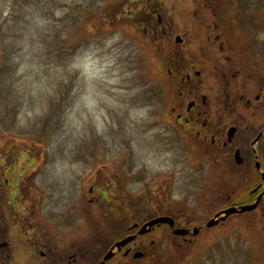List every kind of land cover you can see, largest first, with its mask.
Listing matches in <instances>:
<instances>
[{"label":"rangeland","instance_id":"obj_1","mask_svg":"<svg viewBox=\"0 0 264 264\" xmlns=\"http://www.w3.org/2000/svg\"><path fill=\"white\" fill-rule=\"evenodd\" d=\"M204 1H157L162 18H173L172 40L187 34L194 43L191 60L201 43L224 29L227 39L245 42L244 58L264 73V0H208L221 30L209 28L213 9ZM134 3L0 0V144L28 153V187L41 193L42 220L60 223L62 236L73 227L70 234L79 245L92 243L88 261L117 234L110 225L120 229L99 220L102 214L93 215L108 201L90 205L91 184L97 196L106 190L104 199L121 215L168 209L189 227L237 202L235 194L216 197L206 188L208 162L198 156L188 162L161 122L169 100L166 61L159 60L149 34L130 25ZM238 10L239 22L229 20ZM35 154L44 160L37 170ZM130 196L138 199L132 204ZM63 216L71 223L59 220ZM166 246L157 249L155 264H264V215L228 218L186 249L171 253Z\"/></svg>","mask_w":264,"mask_h":264},{"label":"flooded vegetation","instance_id":"obj_2","mask_svg":"<svg viewBox=\"0 0 264 264\" xmlns=\"http://www.w3.org/2000/svg\"><path fill=\"white\" fill-rule=\"evenodd\" d=\"M203 3H206L205 8L213 9V26L209 25V28L221 30L219 18L218 22L214 19L218 12L212 2ZM148 4L157 21L150 22L144 33L149 34L154 46L166 51L167 57L165 74L169 100L161 122L172 130L175 142L181 143V150L189 156L188 162L197 156L208 162L205 167L208 169L205 170L208 190L211 188L216 197L223 193L244 196L242 203L238 202L236 206L252 204L261 195L257 207L248 214L264 215V73L244 58L241 50L245 48V42L227 39L224 29L201 43L199 56L190 60L188 54L194 49V43L187 42V34L176 35L173 43V22L170 21L173 18H162L157 1L151 0ZM238 12L234 11L228 19L236 20ZM191 20L200 30H207L196 22V18L191 17ZM186 31L189 34V29ZM174 46L181 54L173 57ZM13 151L8 142L0 144V264H93L88 261L89 252L84 245L72 239L73 227L69 226V234L62 236L60 223L42 220L41 193L28 187L30 160L26 159L22 149L16 147V153ZM36 158L37 169L43 159ZM188 166L197 172L202 169V165ZM218 179L220 183L217 184ZM104 190L99 189L98 193L104 195ZM96 192L92 184L88 189L91 205L96 200L107 201L108 197L104 199ZM227 207L229 205L215 210L210 216ZM142 210L127 223L124 219L115 220L122 235L113 239L104 253L124 237L134 238L126 245L114 248L113 256L104 264H155L161 243L165 242L171 253L174 242H177L175 248L186 249L192 247L202 234L221 225L219 222L214 227L203 228L207 220L203 221L198 225L196 235L189 226L183 225L190 232L178 236L173 235V229L167 223H161L145 227V233H139L143 225L158 217H171L175 228L179 226L177 215H172L168 209L154 214ZM59 220L64 222L65 219ZM138 254L140 256L136 258Z\"/></svg>","mask_w":264,"mask_h":264},{"label":"water","instance_id":"obj_3","mask_svg":"<svg viewBox=\"0 0 264 264\" xmlns=\"http://www.w3.org/2000/svg\"><path fill=\"white\" fill-rule=\"evenodd\" d=\"M236 159H237V156H236ZM238 163H240L241 160L237 159ZM261 196L258 197L257 201L254 203V204H251V205H245V206H241L239 208H235V207H230L220 213H218L216 215V217H218V220H224L227 216L233 214V213H237V212H245V211H250V210H253L256 206H257V203L259 201ZM222 214L224 216H222ZM221 215V216H220ZM218 220H210L206 223V227H211V226H214L215 224H217ZM159 223H169L170 227H173L174 225V222L171 218H164V217H161V218H157L155 220H152L151 222H149L147 225L148 226H153L155 224H159ZM145 231H143V228L140 230L139 233H144ZM198 232V230L195 228L194 229V234H196ZM174 234L176 235H185L186 233H188V230L186 229H176L173 231ZM134 237H127V238H124L123 240H121L120 242L116 243V246L118 247H121V246H124L125 244L129 243ZM112 256V253L111 252H108L106 254V256L104 257L103 261L101 262V264L104 263V261H106L107 259H109L110 257ZM140 255H136V257H139Z\"/></svg>","mask_w":264,"mask_h":264},{"label":"trees","instance_id":"obj_4","mask_svg":"<svg viewBox=\"0 0 264 264\" xmlns=\"http://www.w3.org/2000/svg\"><path fill=\"white\" fill-rule=\"evenodd\" d=\"M115 3H117V4H119V2L118 1H115ZM120 5V4H119ZM132 18H134V17H132ZM130 21H135V20H130ZM109 211V212H108ZM102 213L103 214H108V215H106V216H109V215H113L115 212L114 211H111V210H107V209H105L104 211H102Z\"/></svg>","mask_w":264,"mask_h":264}]
</instances>
